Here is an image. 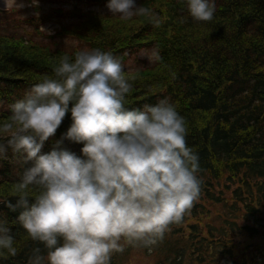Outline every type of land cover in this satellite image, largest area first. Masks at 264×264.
Segmentation results:
<instances>
[{
    "label": "clouds",
    "instance_id": "1",
    "mask_svg": "<svg viewBox=\"0 0 264 264\" xmlns=\"http://www.w3.org/2000/svg\"><path fill=\"white\" fill-rule=\"evenodd\" d=\"M107 9L121 21L148 17L155 28L162 23L136 0H109ZM186 10L192 21L208 23L216 5L186 0ZM141 56L162 60L158 49ZM51 64L52 74L0 120V159L11 149L24 165L10 188L15 204L2 203L22 209L16 223L37 245L28 264H111L128 247L152 251L191 214L202 193L200 157L188 145L187 120L166 98L128 107L137 78L110 52L84 49ZM69 113L68 130L44 152ZM65 141L83 145L80 154ZM17 253L16 236L0 220V259Z\"/></svg>",
    "mask_w": 264,
    "mask_h": 264
},
{
    "label": "trees",
    "instance_id": "2",
    "mask_svg": "<svg viewBox=\"0 0 264 264\" xmlns=\"http://www.w3.org/2000/svg\"><path fill=\"white\" fill-rule=\"evenodd\" d=\"M214 3L213 21L196 23L188 15L186 0H138V6H154L162 17L159 28L148 17L125 22L111 13L74 8L70 14L76 21L63 25L56 35L40 31L41 22L35 20L28 21L33 29L20 31L22 26L14 23L21 22L16 18L20 10L0 8V120L8 117L9 106L32 85L52 74L53 58L68 55L74 59L77 51L100 49L120 58L125 71L137 78L127 97L128 107L166 98L188 122V145L200 157L199 201L152 251L128 247L115 254L111 264H126L140 249L154 256L156 264H207L209 252L215 251L217 263L264 264L263 253L254 262L235 258L238 246L233 235L228 237L240 230L251 237L263 232L264 241V0ZM35 34L47 39L35 40ZM56 37L71 38L80 46L55 41ZM153 49H158L161 61L131 66L129 56L137 60L142 50L151 53ZM70 124L69 113L45 143L44 152L52 149ZM64 146L79 155L83 145L65 141ZM23 167L11 149L7 159H0V220L12 229L18 248L15 257L0 259V264H28L31 250L37 247L16 223L22 209L12 211L2 203L10 199L15 204L10 188L20 179ZM223 180L231 194L232 203L225 202L230 216L220 226L209 224L207 237L199 224H188V220L203 213V202L227 200V193L218 189ZM243 208L246 224L239 226L236 220Z\"/></svg>",
    "mask_w": 264,
    "mask_h": 264
},
{
    "label": "rangeland",
    "instance_id": "3",
    "mask_svg": "<svg viewBox=\"0 0 264 264\" xmlns=\"http://www.w3.org/2000/svg\"><path fill=\"white\" fill-rule=\"evenodd\" d=\"M166 1V0H163ZM16 2L21 7H16L11 3V0H0V8L3 10L12 9H19V13L16 15L17 19H21V22H14L19 28L20 24L22 27L19 29L20 31H24L25 29H33L34 27L31 26L30 20L40 21V31L48 35H56V32L60 30L63 25H69L74 23V20L71 17L70 12L75 13L74 8L81 9L83 11L86 10H95L99 13L105 14L110 13L107 9V3H101L97 0H16ZM5 3L9 4L7 8H5ZM138 4V0H136ZM154 6L151 7V9ZM70 17V18H69ZM12 22V25L14 26ZM35 31V30H34ZM34 39L36 40H44L47 37L35 34ZM65 39V40H64ZM61 39L59 37L54 38L55 41H60L65 43L66 45L74 44L75 46H80V42L77 43L71 38H64ZM147 55H150V51H145ZM134 56H129V61L132 67L142 66L143 62H151L146 57H142L141 53H139L138 59L134 60ZM226 182L223 180L221 185L219 186V191L227 193L228 198L223 203H215V202H203V209L202 214L200 216H191L188 220V224H199L203 235L208 237V225H216L220 226L224 224L226 218L230 216L228 211H226V204L225 202L228 201L229 204L232 203L231 201V194L226 189ZM244 208L237 218V223L239 226H243L246 224L243 215ZM262 233L257 237H251L248 234L241 232V230L237 233H229L228 237L231 239L233 235V240L238 246L235 248L234 257L239 259L240 261H259V257L263 253L264 255V241L262 239ZM136 250L132 253L129 258V261L124 262L126 264H156V258L154 256H149L144 250L140 249ZM211 254V258L208 260L207 264H223L222 262H215L213 259L216 257L217 252H209ZM230 259V256H228ZM223 261V260H222ZM225 264V263H224Z\"/></svg>",
    "mask_w": 264,
    "mask_h": 264
}]
</instances>
